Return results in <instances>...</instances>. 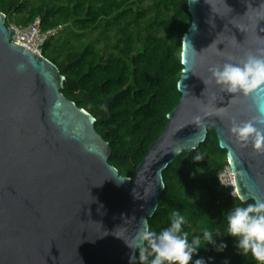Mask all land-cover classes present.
<instances>
[{
  "label": "water",
  "instance_id": "1",
  "mask_svg": "<svg viewBox=\"0 0 264 264\" xmlns=\"http://www.w3.org/2000/svg\"><path fill=\"white\" fill-rule=\"evenodd\" d=\"M262 4L188 0L182 96L134 177L109 162L110 142L96 117L62 92L58 65L13 41L16 28L0 11V264H139L136 233L159 206L164 171L205 142L209 126L227 150L239 198L264 201V154L240 147L229 131L233 119L264 121V87L233 97L203 82L213 65L264 48Z\"/></svg>",
  "mask_w": 264,
  "mask_h": 264
},
{
  "label": "trees",
  "instance_id": "2",
  "mask_svg": "<svg viewBox=\"0 0 264 264\" xmlns=\"http://www.w3.org/2000/svg\"><path fill=\"white\" fill-rule=\"evenodd\" d=\"M145 1L0 0L8 26L40 16L43 30L60 27L42 54L66 76V97L96 117V129L112 148L109 162L132 177L180 102L183 38L192 20L188 0ZM197 155L203 159L195 160ZM227 166V150L209 126L206 141L184 150L164 171L166 189L149 227L159 233L170 225L171 212L183 215L189 241L195 236L202 241L190 264L197 259L256 264L240 254L238 241L226 232V213L254 202L241 200L232 194L233 186L222 183L219 175ZM205 227L215 245L203 241ZM222 243L227 247L218 251Z\"/></svg>",
  "mask_w": 264,
  "mask_h": 264
},
{
  "label": "clouds",
  "instance_id": "3",
  "mask_svg": "<svg viewBox=\"0 0 264 264\" xmlns=\"http://www.w3.org/2000/svg\"><path fill=\"white\" fill-rule=\"evenodd\" d=\"M208 71L211 73L209 80H203L206 86L214 81L221 92L230 93L233 97L240 94L247 97L264 87V48L258 49L256 53L247 52L239 61L234 62L232 57H228L225 62L213 65ZM223 108H217V115L221 114ZM259 111L264 116V108ZM194 121L195 125L198 124L201 117H194ZM260 123L264 121L258 117L243 121L233 119L229 131L240 147L251 144L254 151L264 154V127H258ZM202 159L201 155L195 157L197 161ZM170 221L168 227L157 233L149 227L147 219H141V226L136 233L141 264H190L193 255L201 247V237L195 236L189 241V233L182 231L185 217L179 212H171ZM226 222V232L238 241L236 246L240 254L250 255L256 264H264V201L234 205L226 213ZM202 234L204 242L215 245L213 232L209 228L205 227ZM226 247L222 243L217 250L222 251ZM135 258L133 255L132 259ZM195 264H205V261L197 259Z\"/></svg>",
  "mask_w": 264,
  "mask_h": 264
},
{
  "label": "built area",
  "instance_id": "4",
  "mask_svg": "<svg viewBox=\"0 0 264 264\" xmlns=\"http://www.w3.org/2000/svg\"><path fill=\"white\" fill-rule=\"evenodd\" d=\"M16 28V38L13 41H17L28 48H31L39 53H42L43 46L47 39L58 32L60 28H53L49 30L42 29V19L37 16L31 23L27 25L11 24L9 28ZM221 181L226 186H233V195H237L235 188L234 172L230 166H227L219 175Z\"/></svg>",
  "mask_w": 264,
  "mask_h": 264
},
{
  "label": "rangeland",
  "instance_id": "5",
  "mask_svg": "<svg viewBox=\"0 0 264 264\" xmlns=\"http://www.w3.org/2000/svg\"><path fill=\"white\" fill-rule=\"evenodd\" d=\"M152 1H153V0H146L144 4H145V5H148V4H150ZM14 22L17 23V21H14ZM15 23H12V24H15Z\"/></svg>",
  "mask_w": 264,
  "mask_h": 264
}]
</instances>
